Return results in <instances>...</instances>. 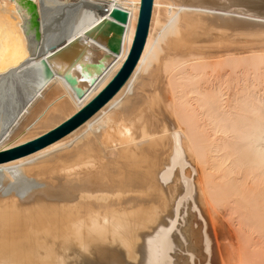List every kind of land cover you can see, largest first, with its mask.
Listing matches in <instances>:
<instances>
[{
    "label": "bare ground",
    "instance_id": "1",
    "mask_svg": "<svg viewBox=\"0 0 264 264\" xmlns=\"http://www.w3.org/2000/svg\"><path fill=\"white\" fill-rule=\"evenodd\" d=\"M27 1L0 0V152L60 126L112 81L141 8L30 0L35 41ZM258 2L153 0L120 90L64 137L0 161V264H264ZM74 39L92 64L82 98L45 73L46 55ZM186 208L195 211L188 233L176 228Z\"/></svg>",
    "mask_w": 264,
    "mask_h": 264
},
{
    "label": "water",
    "instance_id": "2",
    "mask_svg": "<svg viewBox=\"0 0 264 264\" xmlns=\"http://www.w3.org/2000/svg\"><path fill=\"white\" fill-rule=\"evenodd\" d=\"M26 5L29 14L27 28L33 32L35 41H39L41 33L36 6L30 0L27 1ZM152 5L153 0H141V8L132 47L126 61L112 81L90 103L60 126L34 141L0 152V161L26 155L64 137L99 111L120 90L140 60L149 31ZM258 5L264 7V0H259ZM78 42V39H74L70 43L46 55L45 63L48 68L45 73L47 75L55 74L62 77L74 95L77 98H82L93 82L89 77L92 64L89 53L83 51Z\"/></svg>",
    "mask_w": 264,
    "mask_h": 264
},
{
    "label": "rangeland",
    "instance_id": "3",
    "mask_svg": "<svg viewBox=\"0 0 264 264\" xmlns=\"http://www.w3.org/2000/svg\"><path fill=\"white\" fill-rule=\"evenodd\" d=\"M189 210H191V209H189V208H186V212H185V215H183V218H181V217H179L178 218V220H181L183 223H180L179 221H177V223H176V228L177 227H179L180 228V231L181 232H186V233H188V231H189V229L190 228H192L191 227V225H192V223H193V221L195 220V217H194V213H195V211L194 210H191V211H189ZM193 211V212H192ZM189 212V213H188ZM189 217V218H188ZM225 219V217H223V219L222 220H224ZM187 221H189V222H187ZM226 222H227V220H226ZM225 221L223 222L224 224L226 223ZM227 223H229V222H227ZM227 223H226V228L228 227L229 228V226L227 225ZM229 225H231V224H229ZM196 227V226H195ZM231 228H232V226H230ZM231 228H229L228 230L230 231L231 230ZM183 229V230H182ZM233 229V228H232ZM227 230V229H226ZM174 232H176V231H174ZM176 255H177V257H178V261H179V259H180V263H185V261H184V259H183V257L182 256H184L185 257V255L186 254H179V253H176Z\"/></svg>",
    "mask_w": 264,
    "mask_h": 264
},
{
    "label": "snow or ice",
    "instance_id": "4",
    "mask_svg": "<svg viewBox=\"0 0 264 264\" xmlns=\"http://www.w3.org/2000/svg\"><path fill=\"white\" fill-rule=\"evenodd\" d=\"M0 71H3L2 69H0Z\"/></svg>",
    "mask_w": 264,
    "mask_h": 264
}]
</instances>
